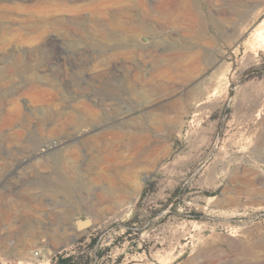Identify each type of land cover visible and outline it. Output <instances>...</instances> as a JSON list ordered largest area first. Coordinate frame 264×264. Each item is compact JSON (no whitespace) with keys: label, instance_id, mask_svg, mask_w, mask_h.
Masks as SVG:
<instances>
[{"label":"rangeland","instance_id":"374dc122","mask_svg":"<svg viewBox=\"0 0 264 264\" xmlns=\"http://www.w3.org/2000/svg\"><path fill=\"white\" fill-rule=\"evenodd\" d=\"M260 30L264 0H0V264H264Z\"/></svg>","mask_w":264,"mask_h":264},{"label":"trees","instance_id":"16d2710c","mask_svg":"<svg viewBox=\"0 0 264 264\" xmlns=\"http://www.w3.org/2000/svg\"><path fill=\"white\" fill-rule=\"evenodd\" d=\"M83 263L78 260V257L76 254L71 252H65V253H58L56 256H54L51 259L50 264H78Z\"/></svg>","mask_w":264,"mask_h":264},{"label":"bare ground","instance_id":"6f19581e","mask_svg":"<svg viewBox=\"0 0 264 264\" xmlns=\"http://www.w3.org/2000/svg\"><path fill=\"white\" fill-rule=\"evenodd\" d=\"M163 2V1H162ZM174 2V1H173ZM158 5V4H157ZM168 5V4H167ZM159 6V5H158ZM162 8V7H161ZM161 8H159V9H161ZM172 10V9H171ZM181 10V9H180ZM175 11V10H174ZM182 12V11H181ZM174 13V12H173ZM176 13V12H175ZM170 15V14H169ZM171 16V15H170ZM257 34V37H260L261 39H262V42H264V31H262V30H260L258 33H256ZM200 54V53H199ZM182 56V55H181ZM174 58V57H173ZM181 59V58H180ZM175 60V59H174ZM172 62V61H171ZM186 64V63H185ZM181 65V64H180ZM177 66V65H176ZM186 66V65H185ZM190 67H192V66H190ZM187 69H188V67H187ZM177 70V69H176ZM191 70V69H190ZM188 73H190V72H188ZM132 89V88H131ZM134 89V88H133ZM146 91V90H145ZM141 92L140 94H139V97L140 98H143L144 99V97H147L148 96V91H146V92ZM135 92V91H134ZM133 92V93H134ZM132 96H133V94H132ZM134 96H136V95H134ZM139 97H137V98H139ZM149 97V96H148ZM150 98V97H149ZM145 102V101H144ZM259 114V113H258ZM82 133L81 132H78L77 133V135L78 136H80ZM48 263V260H43V264H47Z\"/></svg>","mask_w":264,"mask_h":264},{"label":"built area","instance_id":"2783aa9c","mask_svg":"<svg viewBox=\"0 0 264 264\" xmlns=\"http://www.w3.org/2000/svg\"><path fill=\"white\" fill-rule=\"evenodd\" d=\"M35 254H36L37 256H39V255H41V254H42V251H41V250H39V249H36V250H35Z\"/></svg>","mask_w":264,"mask_h":264}]
</instances>
